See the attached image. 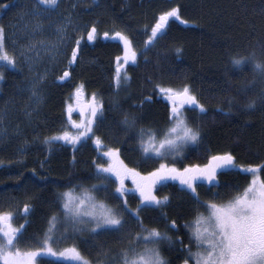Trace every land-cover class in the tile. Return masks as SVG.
Returning <instances> with one entry per match:
<instances>
[{
    "label": "trees",
    "instance_id": "trees-1",
    "mask_svg": "<svg viewBox=\"0 0 264 264\" xmlns=\"http://www.w3.org/2000/svg\"><path fill=\"white\" fill-rule=\"evenodd\" d=\"M14 3L0 0V24L5 29ZM173 7L179 8V16L170 17L164 34L146 46L159 15ZM75 10L81 17L74 18V23L96 21L97 34L88 40L89 29L77 32L76 37H83L79 59L73 67L63 65L70 72L67 80H48L39 89L44 97L39 106L29 105L23 113V106L17 107V103L25 99L16 97L11 86L17 67L0 69V212H13L12 220L17 224L28 221L19 245L22 251L44 247L42 241L49 234V220L55 214L54 249L74 245L93 264L98 259L118 264L121 249L129 247L130 240L135 243V233L141 231L140 221L130 211L141 201L138 190L126 195L125 206L117 194L116 182L97 175L96 165L107 164L104 155L109 148H118L124 164L145 174L163 163L178 170L190 165L203 168L212 162V156L231 152L236 167L217 169L212 182L197 179L202 202H228L251 181L247 166L264 168V103L260 99L264 77L252 71L250 64L239 70L231 62L233 56L253 50L257 59L264 61V0H101L94 9L85 1ZM104 32L109 35L104 36ZM115 32L127 35L131 47ZM126 50H134L136 60L121 70ZM117 71L121 77L127 73L119 88ZM184 84L191 86L207 109L205 114L194 106L182 109L187 123L200 130V140L177 154L146 156L140 130H144V140L154 136L159 141L175 123L171 104L156 85L179 89ZM81 85L80 91L86 97L95 94L103 116L93 122L88 138L74 147L60 138L70 131L67 109ZM250 100L256 101L251 109L246 107ZM125 114L138 117L134 128L123 124ZM96 136L101 137L103 146L96 144ZM257 173L258 179H264V170ZM85 191L117 210L125 222L120 231L93 234L90 226L84 232L72 229L62 209L63 194L81 196ZM153 192L168 199L161 205H141L143 225L168 232L173 240L159 242L161 254L169 264H184L188 249L193 252L195 248L190 226L198 213L205 215L207 209L186 185L172 179L157 182ZM25 203L32 206L27 216L23 214ZM173 219L175 227L170 226ZM136 246L142 248L143 241ZM38 264L70 263L40 258ZM189 264H195L194 260L190 259Z\"/></svg>",
    "mask_w": 264,
    "mask_h": 264
},
{
    "label": "snow or ice",
    "instance_id": "snow-or-ice-1",
    "mask_svg": "<svg viewBox=\"0 0 264 264\" xmlns=\"http://www.w3.org/2000/svg\"><path fill=\"white\" fill-rule=\"evenodd\" d=\"M96 2L97 0H93V3ZM58 6V0H35V5L29 14L32 16H43L50 8ZM178 16V7H173L169 11L162 12L151 27V34L147 38L146 46L148 42H153L160 35L164 34L163 30L170 17ZM184 22L187 23V21ZM67 23H72L70 18ZM40 27V22L37 21L33 31ZM57 31L62 34L58 43L45 48V51L54 53L53 58L59 52V43H63L64 37L67 36L66 25L58 26ZM5 32V26L0 24V69L5 67L16 68L18 67L16 57L14 55L10 56L6 50ZM96 34V25L92 24L87 31L88 40L95 39ZM103 35L108 36L109 33L104 32ZM114 35L122 37L126 46L128 48L131 47V40L123 32H115ZM82 38V36L76 37L74 40V45L71 47L70 56L68 57L69 67L79 59ZM26 47L29 51L32 50V45ZM177 51L179 52L180 49H177ZM261 54L264 55V44L261 45ZM21 55L30 62L29 66L31 67L33 57L27 55L26 52H22ZM129 59L135 62L136 53L134 50L131 52V55L126 50L124 60L127 62ZM117 60H119V57H117ZM231 62L239 70H243L246 65L250 64L252 71L264 77V61L257 59L255 50L247 55L233 56ZM69 75V71L65 70L63 75L59 76L58 79L64 80ZM45 76L46 72L39 77V81H43ZM2 79L3 72L0 71V80ZM122 79H127L126 71L123 77L117 71V88L120 87ZM82 87L83 85L77 91L79 92ZM156 87H159L160 91L165 93L168 99L172 101L171 119L175 123L168 129L164 138L158 142L154 136H149L147 140H144V130L141 129L140 143L146 156L154 153L157 157H164L168 154L181 152L186 145L196 143L201 138L200 130L190 126L182 115L183 106L189 104L198 107L202 114H205L207 109L192 92L189 84H184L179 89L161 87L160 85H156ZM30 90L34 103L39 106L44 98L42 92L39 90V82L34 80L30 85ZM93 99L95 100V94H93ZM260 99L264 103V92L261 93ZM255 104V100H250L246 107L251 109ZM71 111V106H69V119H71ZM90 112L91 117L87 124L77 125L78 127H84L85 131H80L76 135H71L68 132L62 133V138L66 141L70 139L74 147L81 138H87L88 133L92 131L93 122L103 116L102 105L94 103L91 106ZM28 114L31 115V112ZM137 119L138 117L135 114H125L123 124L129 129L134 128ZM72 123L76 124V121ZM59 138L54 137L52 139ZM48 142L51 143L52 140H48ZM95 142L98 146H103L101 137L96 136ZM119 151L118 148H109L105 154L109 158V162L107 164H97L96 168L97 175L104 176L106 180L112 179L113 175L119 180L117 192L121 195L125 191L124 177L130 174L140 192L141 205L145 207L161 205L168 198L157 197L153 192V188L157 182L163 181L166 177L173 176L175 173L179 174L181 183L186 185L196 200L207 209V215L198 213L195 218L194 237L198 250L192 252L191 249H188V258L184 260V264H189V260L193 258H195V264H264V179H258L257 177L258 170H264L261 165H249L246 168L244 165L239 166L245 168V171L252 175V180L243 188L241 193L235 195L228 202H202L199 199V192L196 188L197 179L206 178L212 182L216 177L217 169L236 167L233 164L234 156L231 152L212 156V162L203 168H200L199 165H190L183 170H178L174 165L169 168L167 165L161 164L159 168L145 174L124 164L119 159ZM95 187L93 185V188ZM63 198L62 209L64 216L71 223L74 231L84 232L90 226V231L93 234H98L99 232L120 231L124 227V219L117 210L105 202L97 200L91 192L85 191L83 197L78 200V203L75 202V198L72 197L70 192L64 193ZM123 204L127 205L126 198L123 200ZM141 205H138L136 209L130 210L135 215V218L140 221L141 231L135 233V243L130 240L129 247L121 249L118 264H169V261L161 254L159 242L163 240L172 242L173 238L168 232H162L158 227L148 228L143 225L142 218L140 217ZM31 208L30 204L25 203L23 214L25 216L29 215ZM13 217L14 214L11 211L0 212V264H37L38 259L42 258L43 254L53 251L51 246L53 241L52 233H54L56 228L57 216L53 214L49 220V234L42 241L44 247L26 251H22L19 245L28 221L26 220L25 224L13 226L11 222ZM175 225L176 221L174 219L171 220L170 226L175 227ZM140 241H143L144 246L142 248L136 246ZM177 242L181 245L183 244L182 240H178ZM200 248H205L206 250L200 251ZM60 255L72 256L76 261L82 262V264H93V261L83 256L74 245L60 253ZM96 264H112V262L98 259Z\"/></svg>",
    "mask_w": 264,
    "mask_h": 264
},
{
    "label": "rangeland",
    "instance_id": "rangeland-1",
    "mask_svg": "<svg viewBox=\"0 0 264 264\" xmlns=\"http://www.w3.org/2000/svg\"><path fill=\"white\" fill-rule=\"evenodd\" d=\"M85 1H87L88 5L90 4L91 8L93 9L99 6L101 3V0L98 4L97 2L93 3V0H58L59 6L50 8V10L45 15L32 16L29 13L31 12V10L35 5V0H15V3L11 8L12 17L10 18L9 26L5 32V36H6L5 46L8 54L10 56L14 55L17 60V65H18L17 73L13 75L15 77H12L15 78V80H13L11 86L14 88V93L16 97L25 99L24 103H20V102L17 103V107L23 106V110H22L23 113H24V108L28 107L29 105L30 106L34 105V98L31 96V90H30V85L34 80L39 82V89H43L42 86H44L48 80L51 81L54 80L55 82H64L69 78L68 76L64 80H60L58 79L59 76L57 74H60V76L63 75V72L65 71L66 68L63 65L66 64L68 66V57L70 56L71 47L74 45V40L76 38V35L78 34L77 32L79 30L87 31L92 24L96 23V21L90 23L86 22L83 23V25L81 24V22H79L78 24L74 23L73 21L74 18H76L77 16L81 17V14H79L75 10L76 6H78L79 4L82 5L83 2ZM69 18L71 19L72 23H67ZM37 21L40 22L41 27L33 31ZM61 25H66L67 36L64 37L63 43H59V52L58 54H55V58H53L54 53L45 51V48L50 47L54 43H58L60 36L62 34L58 33L57 29L58 26ZM28 45H32L31 51H29L28 48L26 47ZM22 52H26L27 55L33 57V60L31 61V67L29 66L30 62L27 61L23 55H21ZM73 66L74 64L71 67ZM45 72H46V76L44 77V80L39 81V77L43 75ZM163 95L165 96V99L170 102L172 108V101L168 99V96L165 93ZM94 103H98V101H96V99L94 100L92 96L86 97V95L82 91L79 92L76 91L70 104L72 111H71V119H69L68 116L69 126H70V131L68 133H70L71 135H76L80 131H85L84 127L82 126L78 127L77 125L87 124V122L91 117L90 109ZM192 106L193 105L185 104L183 108L192 107ZM12 109L14 112L15 111L14 108ZM34 112L37 113V110ZM14 114L15 112L13 113V115ZM73 121H76V124H73L72 123ZM90 134L91 133L89 132L88 136ZM87 138H81V140L78 141L75 144V146L80 144ZM163 138L164 137L160 139ZM60 140L63 141L64 143L73 145L70 139L66 141L61 137ZM169 155H173V154H169ZM104 156L107 159V163H108L109 158L106 155ZM127 176L124 177L125 191L123 195L117 192V194L122 198V202L126 198L127 194L138 193L137 192L138 188L134 182L129 184L126 183V181L130 179L133 180L132 177L127 178ZM257 177H258V173H257ZM112 179L116 182L118 188L119 180L116 179L114 175ZM166 179H172L181 182L179 174H175V173L173 174V176L166 177ZM251 180H252V176H251ZM79 195L80 194L72 195V197L75 198V202L77 203L78 200L83 197V195L81 196ZM138 198L140 200V193L138 194ZM205 215H207V213ZM11 222L13 226L21 225L15 223L13 220ZM190 227H191V235L195 247L193 252H196L198 248L194 237L195 223L193 222ZM69 248L71 247H66L58 250L53 248V251L51 253L43 254L42 258H49L55 261H60L70 264H82V262L76 261L72 256L60 255V253L64 252L66 249ZM199 250L205 251L206 249L200 248ZM193 260L195 262V258H193Z\"/></svg>",
    "mask_w": 264,
    "mask_h": 264
},
{
    "label": "flooded vegetation",
    "instance_id": "flooded-vegetation-1",
    "mask_svg": "<svg viewBox=\"0 0 264 264\" xmlns=\"http://www.w3.org/2000/svg\"><path fill=\"white\" fill-rule=\"evenodd\" d=\"M89 42V41H88ZM129 55L131 54L130 52L128 53ZM122 66H121V70L125 68V66L128 64V63H132V60L129 59L127 62H125V60L123 59L122 61Z\"/></svg>",
    "mask_w": 264,
    "mask_h": 264
}]
</instances>
